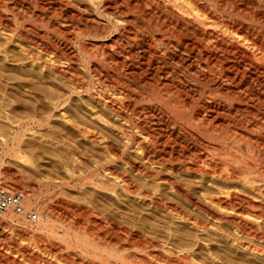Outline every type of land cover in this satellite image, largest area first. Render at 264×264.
I'll return each mask as SVG.
<instances>
[{"label":"bare ground","instance_id":"1","mask_svg":"<svg viewBox=\"0 0 264 264\" xmlns=\"http://www.w3.org/2000/svg\"><path fill=\"white\" fill-rule=\"evenodd\" d=\"M201 1L0 0V105L17 115L1 156L27 137L68 162L39 178L63 191L47 217L31 184L0 180L17 198L0 213L46 257L0 231L16 249L0 264H264V11ZM93 5L107 46L81 41ZM80 60L92 90L54 66ZM51 219L62 235L30 236Z\"/></svg>","mask_w":264,"mask_h":264},{"label":"rangeland","instance_id":"2","mask_svg":"<svg viewBox=\"0 0 264 264\" xmlns=\"http://www.w3.org/2000/svg\"><path fill=\"white\" fill-rule=\"evenodd\" d=\"M42 1H44V3L46 2V0H42ZM201 3L206 4L207 7L209 6L208 8H210L211 10H214L215 14L217 16L221 17L222 19L224 18L222 16V14H220L219 12L216 11V7H217L216 0H202ZM107 5H109V4H106V8L108 9L109 6H107ZM261 5H262V7H261ZM263 6H264V0H261L259 2V11H264V7ZM108 10L111 13V10L110 9H108ZM110 13H108V15H110ZM85 15L88 16L87 19L91 20V22L87 21L85 19V17L82 18L83 20L80 21V25H82L83 28L85 29V30L83 29L84 30V32H83L84 34H82L81 41L84 40L85 43H89L91 45H99V46L100 45H105V46L109 45L110 44L109 41H110L111 36L112 37L115 36L114 32H112V33L109 32L110 35H108L109 33H107L108 31H106V29H105L106 27H103V26L106 25V21H107V19H109V17L108 18H104V19L102 18L101 13H100V11L98 9V5L91 6L89 8V11L85 12ZM93 20H95V21L97 20V21L95 22ZM85 22H87V24ZM101 25H102V28H104V29L101 28ZM104 32H105V34H104ZM76 44L77 43H75L74 46H73L74 49H76ZM15 52H17V51H15ZM15 52L13 51V53H15ZM16 54L18 55L19 53L17 52V53H15L13 55L16 57L17 56ZM180 57L181 56L178 57V55H176L174 58L176 59V61H179V60H181L183 58V57L182 58H180ZM42 59H45V58L43 57ZM79 63L73 69L70 68L69 64L66 63V62H64L63 64H60V65L55 64L54 66L61 73L63 72V74H67L69 76V78H68V76L66 75L68 80H71L72 82H75V84L76 83L77 84H82L83 88L85 89V91L86 90H92L93 86H94L93 82H92L91 74H90V70H91L92 66H91L90 63H88L85 60H80ZM61 68H62V70H61ZM66 71L67 72L69 71V72L67 73ZM87 87H88V89H87ZM0 103H2V102L0 101ZM6 107L7 106L0 105V111H1L0 112V121L2 120L0 122V134H1L0 135V150H1L3 145L4 146L5 145H9V142H10L9 141V133L12 132V129H13L12 128V126H13L12 124H13V122L17 120V117H16L17 115H15L16 113H13L11 110L9 112V110H7L9 107L7 109H6ZM7 116H8V119H6ZM8 130H9V132H8ZM26 139H27V137H23L21 139V142L19 143V147H18L19 148L18 149L19 150L18 151L19 152L18 153L19 158H15L14 157V153L15 152L13 150H12L13 154L10 152V154H7L4 157L1 156V151H0V157H2L1 158L2 159V163L0 165V180L9 189H12V190L22 189V187L31 184V186L33 187L32 188L33 190L31 189V192L33 191L32 193H33L34 198H32V201H30V203H31L30 207L31 208L29 210H31L33 212H39L41 214L40 215L41 217H47V216H49V212H50V209H51V206H52V202L57 201L56 200L57 199V189H58V192H59L60 189L58 187L55 188V186L52 184L53 183L52 179H51V182L50 181L47 182V181H44V180L39 179V178H41L43 176L41 174V173H43V171L44 172H46L48 170L49 171H53V170H51V169H54L53 166H55V165H53V164L60 165L61 163H63V161H64L65 164H67L68 163L67 160H66L67 158L60 151H56L57 149L53 148L52 146H51L52 148L51 147H47L49 145H47V146L45 145L46 147L45 146L43 147L42 145H40V141H34L33 142L34 145H33L32 143H29L28 140L26 141ZM71 143H72V141H71ZM28 145L30 146V148L28 147ZM45 148H47V149H45ZM23 155H24L25 159H24ZM21 157H23V158H21ZM29 169L33 170V172H36L37 174L38 173L39 174L35 175V173L29 171ZM40 169H41V171H40ZM6 170H9L10 172L12 171L11 173L13 175L12 176H7L6 174H4L5 173L4 171H6ZM39 175H40V177H39ZM16 176H17V178H16ZM61 192L63 193V191H61ZM65 194H66L67 197L65 196ZM72 195H73V197H72ZM75 195L76 194L64 193V196L66 198L69 197V200H70V198H72L73 201H75L76 200L75 198L78 197V199H77L78 201H83V199L79 198L78 195H76V197H74ZM8 215H9V213H6V212L0 213V231H1V233L6 234L7 237L9 236L10 240L13 239L14 242H16V243L18 242L19 243V244L17 243L18 247H21V246H23L25 248L29 247L28 249L31 250V251L33 250L34 253L36 252L35 254L41 255L42 258L43 257L46 258L45 256H43L44 254L38 253L40 250H36L38 248H36L35 245H34L35 248L33 247V245L31 247V244H33L32 243V239L31 240H26V239L19 238L18 236H16V231L17 230L18 231H25V232L28 231L27 228H26L27 227V223H25L23 221H20L16 217L12 219L10 217V215L7 218ZM51 220L52 221L48 222V226L46 227V229H44V230H42V229L41 230H39V229L35 230L34 229V230H32L33 233L30 236L32 237V235H33L35 237V235L37 236L39 234V236H41L42 238H44L46 240H48V239L50 240V239H53V237H52L53 235H59V236L62 235L64 230H66L65 226H62L58 222L55 223L56 219H51ZM53 223H54V225H52ZM34 226H35V224L32 225V227H34ZM47 232H49V233H47ZM51 232H52V236H51ZM10 236H12V237H10ZM22 239L25 240V241H23ZM54 240L56 241L55 238H54ZM6 243L7 242H2V243L0 242V245H1L0 251L5 256L6 255L7 256L11 255L10 257H12L14 255V252H15L16 249L11 248V246H9ZM4 244L6 245V247L4 246ZM76 253L78 254V253H80V251H76ZM47 258L50 260V257H47ZM54 261L52 259L50 260V262L55 264ZM58 262H60V261H58ZM61 263L62 262H60L58 264H61ZM24 264H30V263L27 262V263H24ZM56 264H57V261H56ZM62 264H64V263H62Z\"/></svg>","mask_w":264,"mask_h":264},{"label":"built area","instance_id":"3","mask_svg":"<svg viewBox=\"0 0 264 264\" xmlns=\"http://www.w3.org/2000/svg\"><path fill=\"white\" fill-rule=\"evenodd\" d=\"M10 201H17V198L10 197L7 194L1 192L0 193V210L4 209Z\"/></svg>","mask_w":264,"mask_h":264}]
</instances>
